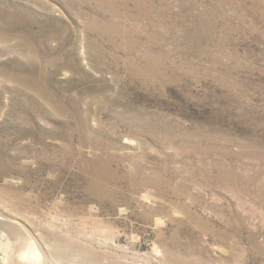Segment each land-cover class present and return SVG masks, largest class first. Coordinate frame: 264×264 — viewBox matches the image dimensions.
I'll list each match as a JSON object with an SVG mask.
<instances>
[{
  "label": "rangeland",
  "instance_id": "374dc122",
  "mask_svg": "<svg viewBox=\"0 0 264 264\" xmlns=\"http://www.w3.org/2000/svg\"><path fill=\"white\" fill-rule=\"evenodd\" d=\"M0 264H264V0H0Z\"/></svg>",
  "mask_w": 264,
  "mask_h": 264
},
{
  "label": "bare ground",
  "instance_id": "6f19581e",
  "mask_svg": "<svg viewBox=\"0 0 264 264\" xmlns=\"http://www.w3.org/2000/svg\"><path fill=\"white\" fill-rule=\"evenodd\" d=\"M16 234V233H15ZM17 235L18 234H16V237H17ZM6 239V238H5ZM20 240L22 241V243H25V241H26V239L23 237V235H22V237H17V239H15V240H12L11 242H6V246H5V249H3V252L6 254V261L7 262H9L10 260L9 259H11L10 257H11V255L13 254V250L11 251L10 249L13 247V246H15V245H18V244H16L17 242H20ZM20 247V246H19ZM26 247V246H25ZM24 247V248H25ZM35 248V247H34ZM10 251H9V250ZM13 249V248H12ZM38 249V248H37ZM27 252V251H26ZM21 253V252H20ZM28 253V252H27ZM23 254V253H22ZM15 258L14 257H12L13 258V260H21V256H20V254H19V251H17V253L15 254ZM29 257V256H28ZM19 258V259H18ZM26 258V257H25ZM24 259V258H23ZM25 260H27V259H25ZM32 260V259H31ZM27 261H29V259L27 260Z\"/></svg>",
  "mask_w": 264,
  "mask_h": 264
}]
</instances>
